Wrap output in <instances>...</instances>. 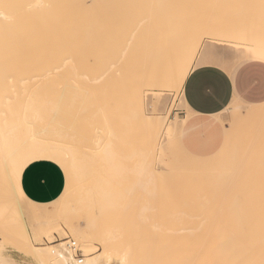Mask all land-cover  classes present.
<instances>
[{
  "label": "bare ground",
  "instance_id": "6f19581e",
  "mask_svg": "<svg viewBox=\"0 0 264 264\" xmlns=\"http://www.w3.org/2000/svg\"><path fill=\"white\" fill-rule=\"evenodd\" d=\"M168 1H169V5H168ZM176 1H179L178 3H182L184 0H175V1H173V0H160V2H159V0H0V171L1 172H5V173L6 172H10V173H12V172H16L17 173L18 172V173L22 174V172L24 171V169L27 166H29L33 162H36V161H39V160H48V161H51V162L57 164L62 169V171L64 172L66 179H68V177H72L73 174H76V173L80 174L83 171H84V173H88V171H90L89 173H92L94 171H92L91 169H97L98 167L108 168L109 170H117V169H120L121 167H124L125 165H127V164H125V165L122 164V162L124 160L127 161L128 164L131 161L132 165L135 162V164L133 166L139 167L140 171H141V168L145 167L146 166L145 164H148V163H145V162H148V161H145L144 159H142V158H145L147 153L143 157L141 155L142 158L140 157V159H138L136 161L128 159L129 157H131V155L128 157V154L130 153V154L133 155L134 151L132 152V150H135L134 148L137 145L136 144V142H137L136 140L139 138V136L143 135L142 133L146 132L147 130H148V132L145 133V139L144 140H146V138H147L148 142H146L147 141L146 140L144 143L142 142L143 143L142 145H144V147L146 146L145 149H143V151L145 150L146 152L148 151V153H150L149 151H151V149L153 147L154 148L156 147L154 145H157L154 142V140H156V142H157V135H160V133L158 132L160 128H158L157 123L155 121H153V119L156 116L155 117L153 116L154 117L153 119H149L148 117H151V116H148V115L143 114L142 112H140L139 108H141L140 107V103H141V95H142L140 91H142L144 89L150 91V90H153V87H155L156 85H157V88H159L160 86L162 87V85L164 84L163 86L166 87V88L169 87V89L173 88V90H174V88L175 89L177 88V90L175 91V92H177L178 89H180L179 87L180 86L182 87L181 84L183 83L185 76H187V75H185V74H187L186 70H187V72H189L190 63H192L191 61L194 59L193 56L195 57L194 54H196V51H192V53H194L192 55L191 50H193V49L197 50L196 47H198L200 45L199 43L201 42L202 37L200 39V42H199V40L196 41L198 43L197 44L195 42V40L199 36V34H195V36H191V37L190 36L183 37V35L179 36V40L180 41L183 38L184 39L187 38L186 40L188 41V43H187V41H186V43H179L178 42L179 48H178V51L176 52V54L177 53L178 54H177V56L175 55V58H174L175 60L173 59L174 60L173 62H172V60L170 61V57H169V59L168 58H164V59H168L169 64H171V62L173 63L172 67L169 69V72L163 74V73L160 72L161 70L160 71L158 70L159 72H157V70H155L156 71V73H155L154 70L152 71V69H151L152 67L150 66V64H149L150 67H147L146 66L147 64L145 65V63H144V65H141V66H146V69H145V71L143 73H141V75L139 77L138 75H139L140 72H138L137 65L139 63L142 64L141 62H144V60L142 61V59L145 58V56H146L145 55L142 58V56L144 55V52L146 51V50L142 49V47H143V46H141V45H143L142 40H144V42H145V39H147V38L149 39V37L153 36L156 33V31H155L154 34H153V32H151L152 35H150V36L148 35V37H146L142 33H140L141 35H143V37H145V38H143L140 34L136 33V31H138L137 29L139 27H141L142 25L146 26L145 30L147 29V26H148V28H149V26H151V27H159V33L157 32V35L154 36L153 38L152 37L151 38L153 39V41H154L155 38H157L156 39L157 42L161 41V42H164L166 44H169L170 38L168 37L169 35H167V33L169 34V31L168 32L166 31L168 28H172V29L174 28V30H175L176 27L177 28L179 27V28H181L183 30L185 27H189L188 25L192 24V22L195 21V22H193L194 24L192 25L194 27V29H195L196 26H194V25H200V24L202 25L205 22L204 20L202 21L200 19V17H202L201 15H203V13H205V12H203L204 10H202V7L200 8V6H203V8H205V10H206V13L208 14L209 11L207 12V8H206L208 5H209L208 8H213V9H215V12H217V9L219 11L222 7L224 8V5H226L227 3H230L231 0L228 1V2H226L227 0H223V1L219 0L220 1V5H222V7H219V1L218 0L217 1L214 0V2L211 3L212 5L209 4L210 0L209 1L208 0H204V1L203 0H199L200 2H198L199 4L197 3V5H196L195 1L193 2V0L192 1L189 0V1H187V3H186V0H185L184 2L186 4H185L184 8H183V6H181L182 9L181 8L180 9L183 11V10H185V8L187 10L191 8L190 9L191 13H192V10H193V13H194V10H196L194 15L193 14L190 15V13L189 14L182 13V11L179 8L178 9L181 12L176 10V6L180 7L179 5L183 4L182 3V4L178 5V3ZM190 1H191V3L188 4V2H190ZM237 1L239 2V0H237ZM242 1L240 2L241 4L237 3L236 0L231 1V2H236V4L231 3L230 5L233 4L234 8L231 7V6L229 8L233 9V10H237V8H241V9L244 8V12H246L247 10L245 9V6L247 7V6L251 5V3L249 2L250 0L248 1L249 3L247 2L249 5L246 3V0H242ZM223 2H226V3H223ZM159 3L161 4V6H160ZM164 3H165V5H163ZM242 3H244V5H242ZM187 4L188 5H190V4L193 5L194 4L193 7H195L196 9L195 8L192 9L191 5H190V8H189V6H187ZM217 4H218V6H217ZM238 4H240V6ZM172 5H175V6H172ZM252 5H253L252 7H254V4H252ZM260 5H261V3L259 4V6ZM204 6H206V7H204ZM215 6H216L217 9L215 8ZM256 6H258V2H257ZM256 6H255V8H256ZM167 7H169V10H166ZM227 7H228V5L225 6V11H223V12L219 11V12L220 13L226 12V14H224V15H227V13H228L227 11H229ZM199 8L201 9V11L203 13L199 10ZM223 8H222V10H224ZM248 8H251V7H248ZM257 8H256L255 11H251V12H253V13L255 12L256 13L258 11ZM156 9L157 10L160 9V10L157 11ZM170 10L176 11L175 12L176 14H177V12L178 13L180 12L181 15L180 14H179V16L176 15V16H178V17H176V16L173 15V11H172V13L169 14ZM190 10H188V12ZM250 10H252V8ZM156 11L158 12L159 15L156 14ZM197 11H200V12H197ZM210 11H212V9ZM215 12L213 10L214 14H215ZM238 12L239 11H236L235 13H233L234 15H232V16H231V14H230V16L222 15L224 17H228L229 19L228 18L225 19L223 17V19H220L217 24L216 23L215 24L209 23V25H207V27L206 26L204 27V28L207 29V30L204 29L205 31H207V34H208V35L206 34V36H210L209 38H211L212 40H216V41L217 40H222L223 41V39L234 38V39H236V42L247 43V45L249 47H251V49H253V52L258 53V54L264 53V44L263 43L259 44L258 41H257L256 35L258 36V34H256V32H258V31L255 32V30H254V32L252 31L253 33L252 32H250V33L247 32L246 24H247L248 21L246 22V19L244 20L243 17L241 18V15L244 14L242 11L241 12L243 14L242 13L238 14ZM261 12H262V10H261ZM213 13L210 12V15L209 14L208 15L211 16V14H213ZM248 13H250L249 10H248V12L246 14V15L249 16ZM255 13H254L253 16H255ZM257 13H259V12H257ZM262 13H264V12H262ZM195 14H198V16L200 15L199 18ZM219 14H217V15L220 16L221 14L220 15ZM192 15H193V17H192ZM195 18H197V20ZM211 18H212V16L210 17V19ZM249 18H250V16H249ZM205 19H206V17H205ZM252 19H254V18H252ZM255 19H256V17H255ZM263 19L261 18V20H263ZM191 20H192V22L190 23ZM209 20H206V22L207 21L209 22ZM217 20H218V17H217ZM256 20H260V19L258 18ZM211 21H213V20H211ZM250 21H252V20H250ZM260 21H257V23H259ZM206 22L204 23L205 25L208 24V22L207 23ZM214 22L215 21H213V23ZM145 26H143V27H145ZM202 26H204V25H202ZM151 27H150V29H152ZM162 27H163V30L165 29L164 31H160L161 30L160 28H162ZM196 28H199V27H196ZM145 30L143 32H145ZM153 30H155V29H153ZM156 30H157V28H156ZM180 30H179V32L181 34L182 32ZM198 30L199 29L194 30V31L198 32ZM202 30H203V27H202V29H200V31L202 32ZM148 31H151V30L148 29ZM176 31H177V29H176ZM184 31H185V29H184ZM187 31H189V30H187ZM190 31H191V29H190ZM200 31H199V33H200ZM205 31L202 32V33L205 34ZM250 31H251V29H250ZM141 32H142V30H141ZM260 32L261 31H259V34H260ZM136 34H138L139 37L142 38V40H140L141 38L139 39V37H137ZM184 36H185V34H184ZM176 37L178 38V36H175V38H172V39L176 40ZM261 38H263V37H261ZM137 39H139V40H137ZM152 39H150V41H152ZM194 42L198 46H195ZM149 43H151V42H149ZM154 43H156V42H154ZM145 44H144V46L147 47V45H145ZM161 44L163 45V43H161ZM158 45L160 46V44H158ZM174 46H176L175 48L177 50V45H173V51L175 49ZM149 47H151L150 44H149ZM156 47H157V45H156ZM148 49L149 48L147 47V51L149 52ZM153 49L154 50H152V51L156 52L155 51V45H154ZM164 49L166 50L167 48H164ZM154 52H152L153 55L157 56L158 53L155 54ZM161 54H162V52L160 53V55ZM165 54H166V52H165ZM170 54H173V53L171 52ZM147 56L150 57V61L148 60V62H150V63H152L151 61L155 62L153 60L154 58L153 57L151 58L149 53H148ZM149 57H146V59L149 58ZM167 57H168V55H167ZM137 58H139V59L137 60ZM140 58H142V59L140 60ZM172 58H173V56H172ZM162 59H163V57H162ZM164 59L162 60L163 63L165 62ZM156 60H158V58ZM161 62L159 61V63H161ZM155 63L158 64V61L155 62ZM163 63H161V64H163ZM161 66H163V65H161ZM161 66L160 67L158 66L159 67L158 68L157 65H156V67L158 69L162 68ZM169 66H171V65H168L167 69H168ZM139 69H140V67H139ZM58 77L61 80H58L59 79ZM84 87H85V89H86V87L88 89L90 87H94L95 91L96 90L101 91L102 94L104 96L105 95L106 96H105V99H104L105 101L104 102L102 101L100 103L108 104V105L99 106L100 104L98 105V103L95 102V103H97V105L99 107L98 111L102 114V110H103V113H105V114H102L104 118L102 117L101 119L97 118V117H100V115H98L99 113H97L95 115L96 111L95 112H91V113H94V115H91L90 112H89L90 114L88 113V110H90V108H92L91 106L88 105V107H90V108L89 109L87 108L88 109L87 113L90 115V119L88 118L89 115L86 112H84L87 115L88 122L90 123V121L97 116L96 117L97 118L96 121H100V120L102 121V120L106 119L105 122L107 121L106 124H108L109 126L106 125L107 128L106 127H105V129L102 128L101 132L99 130L100 136H99V138L97 140V143H94L92 141V142H90V145H88V143L87 142L85 143V140H83V144L85 143L86 146H81L80 145V142H82L81 139L82 138L86 139V137H90L91 136V134L90 135L86 134V131L90 129L89 126L91 127V125L87 122V124H89V126L86 127V125L84 123L85 127L87 128V130L85 128V131L83 129L81 130V129L78 128L80 131L77 132L76 129H75V131L77 132V136L75 135L77 137V140H76V142H74L75 144L73 145L72 141H73L74 138L73 139H69L65 135H62V132L64 131V127L62 128L60 126V125H64L65 124V121L67 119V115H66V113H64V118H66L65 120H63L64 122H61V123L59 122L60 123L59 124L57 121H55L56 115L54 114L53 110L56 107L54 108V104L53 103H56V102L60 103V102L59 101L55 102L53 100H57V99L60 100V98H59L60 96L58 95V93L56 95L55 94L56 92L60 93L62 90H66V89H68L70 91L72 88H74V89L76 88L77 90H82V89L84 90ZM37 89L39 91L41 90V92L45 91L44 92L45 94L42 92V94L44 96L43 95L40 96L39 92H37L38 91ZM90 89L93 90V88H90ZM154 89H156V88H154ZM68 90H67V92H68ZM73 90H71L70 92H74ZM32 91H33L34 94L32 93ZM34 91L37 92V93H35ZM52 91H53L52 94H54V97L56 96V99L51 98L49 96V95H51ZM46 92H48L50 94H48ZM77 92L78 93H76V94H79L80 91H77ZM87 92L90 95L91 92L90 91H87ZM85 93H86V90H85ZM92 93H94V91H92ZM25 94H28L31 97L34 96V98L32 97L33 100L37 99L36 97H38V95H39V97L41 99H39V97H38L36 102L40 103L41 100H42V101L45 102V103L43 102L44 104L42 103L43 106H45L47 103H48V105L45 108L40 107L42 104L41 105L40 104H36V102L33 101L31 97H29V96L27 97V95H25ZM81 94H83V93H80V95ZM95 94H97V92ZM95 94L90 95L91 97H94V99L93 98L91 99L89 97L90 101L93 100L92 101L93 104H95L94 100L97 101L98 99L100 100L101 98H103L102 94L101 95H99L100 93L98 94V96L100 98L98 96H94ZM51 96L53 97V95H51ZM57 96H58V98H57ZM85 96H88V95H84V97ZM64 97H65V95H64ZM73 97L74 96H72V98ZM79 97H81V96H79ZM79 97H77V98L75 97L74 99L79 101V99H78ZM96 97H98V99ZM153 97H154V94H153L152 98ZM48 98L50 100L53 99L52 100L53 102L50 101ZM66 98L64 100H66ZM39 100H40V102H38ZM83 100H84V98H83ZM31 101H33V102H31ZM67 103L69 104L70 102H68V100H67ZM109 103H115L116 106L120 105V103L125 105V106L124 105H120V107L117 106V108H119V110L116 108V106L114 107L115 108L114 110L115 111L117 110L118 112L117 111L116 112L121 117H117L118 114L115 111L111 112V111H113L112 105H110L112 110L110 109L111 111L108 112ZM51 104H53V105L51 106ZM79 104H81V103H79ZM128 104L130 106L132 105L131 108L132 107L135 108V110L133 109V111H135L134 112V117L136 118V116L139 114L137 119L138 120L140 119V121H143L144 128H143L142 132L139 131L140 128L136 129L137 127L135 126L136 125L135 122H140V121L136 120L135 122H133L132 119L129 118L133 114H131V116L129 115L128 117H125L127 115V113H126V115L122 113L124 115V117L121 115V112H124L127 109L126 105L128 107H130ZM102 106H103V108L105 106H107V107H105L106 108V110H105L106 112L104 111ZM62 107H63L62 109L60 108L62 110L61 113H58L60 111L57 112V109H56V112L58 113V115L60 114L59 117H63L62 116L63 112H68V110H69V112H71L69 114L67 113L69 116L71 115L72 117H76V114H77L76 112L79 109V106H78V109H77L76 105H75L74 108L71 107V109H67V107H65V105L62 106ZM100 107H101V109H100ZM68 108H70V106H68ZM131 108H130V110H131ZM155 108H157V107H155ZM74 109H77L76 112H75L76 114L72 111ZM92 109H94V108H92ZM123 109H124V111H122ZM48 110H50L52 113L48 114L49 113ZM153 112L155 113L154 110H153ZM73 113H74V115H73ZM80 113H82V111H80ZM110 113L113 114L112 115L113 118L110 116L111 115ZM115 113L117 114V116H115L116 122L119 120V119H116V118H121L120 120H122V117H123V121L121 122V124L123 123L122 125H124V128L119 126L120 129H122V131H125V132H122V135H120L121 134V130L118 127L114 128V124H111L113 122H110L112 119H114ZM259 113H260L258 115V116H260L259 118L263 119L264 118V108H262ZM135 114H137V115L135 116ZM155 114H153V115H155ZM86 115H85V119H86ZM261 115H262V117H261ZM91 116H94V118H92ZM78 117H80V114H79ZM82 117H84V116H82ZM109 117H111L112 119H109ZM128 118L130 119V122H128V120H129ZM87 119H86V121H87ZM56 120H58V119L56 118ZM67 120H69V119H67ZM78 120H80V118L77 119V121ZM115 120H113V121H114L115 125H117ZM120 120L118 122H120ZM124 121H127L128 123H130L129 124L130 128L128 126V123H126ZM175 121H177V120L175 119ZM71 122L73 123V121H71ZM131 122H133V123H131ZM256 122L257 121H255V123ZM93 123L96 124L97 122H93ZM124 123H126V124H124ZM258 123H256L257 126L255 124L256 127L254 125L253 126L255 128L260 129L258 126L259 125L261 126L262 123L261 124H258ZM94 124H92V126ZM140 124H141V122H140ZM143 124H142V127H143ZM145 124L147 126H149V129H147L148 127H145ZM174 124H175V122H174ZM65 125L64 126L66 128H68L67 125H70V124L67 123ZM81 125H83V124H81ZM58 126H60L61 128L60 127L58 128ZM76 126H77L76 124H73V127H76ZM108 127H109V129H108ZM131 127L134 128L133 131H132ZM61 129H63V131ZM114 129H116V130H114ZM130 129H131L132 134L133 133L135 134L137 131H138L137 132L138 134H136L135 136H134V134L132 135L131 132H129ZM174 129H175V127H174ZM258 129H256L254 132L255 133L259 132L260 133L261 129H260V131H257ZM72 130H73V128H72ZM90 130H92V129H90ZM126 130L128 131V133H126L127 132ZM135 130H137V131H135ZM71 131H70V133L66 132L65 134L68 133L70 135L69 137L74 136ZM111 131H112L113 134L115 132V134L113 135V137H115V138H113V139L111 138L112 137ZM119 131H120V133H119ZM95 133L96 132L94 130V134ZM74 134H75V132H74ZM128 134H130V136ZM85 135H87V136H85ZM127 135L129 137L128 140L130 139V141H129L130 143L127 140ZM253 135H255V134H253ZM258 135H260V134H258ZM96 136L97 135L95 134V137ZM132 136H133V138H132ZM136 136H138V138H136ZM119 137L122 138L124 142ZM131 138L133 139V141H132ZM70 140L72 142V145L70 143ZM117 140H119L118 144H116ZM120 140L122 141V143L125 144V146L127 148L124 146V144L123 145L119 144V142H121ZM125 140H127V141H125ZM91 143L92 144L94 143V145L91 146L92 145ZM132 143H134L136 145H134ZM148 143H149V145H148ZM129 144H132V145L130 146ZM116 145L118 146V148L120 147L121 150L117 149ZM121 146H123L127 150L122 148ZM130 147L131 148L133 147V148L130 150L129 149ZM147 147L148 148L152 147V148L150 150L149 149L146 150ZM139 148H140L139 145H137V148H136L137 153L139 152L138 150L142 151L141 150L142 148H140V149ZM244 148L246 149V147H244ZM122 149L127 151L128 154L125 153L127 156H123L122 155V153H123ZM245 149L242 152H244ZM118 150L121 151V154L118 153ZM155 152H156V150H155ZM137 153H135V156L138 155V154H145V152L144 153L139 152L138 154ZM119 154L121 156H123L124 159H123V157L121 158ZM150 154L147 155V156H149L147 159L145 158L146 160L149 159V163L151 161L152 162L154 161V159L152 158L154 156H152L151 157L152 160H150V156H151ZM244 156H247V155L245 154ZM133 158L136 159L135 157H133ZM242 158H245V157H242ZM245 159H244V161H245ZM131 162H130V166H131ZM239 162H240V160H239ZM243 163L244 162H242V166H243ZM153 164H152V166H153ZM259 164H262L260 166H262L261 169L264 170V168H263L264 167V163L261 162V160L255 161L254 164L250 165L253 168L256 166V169L254 170L255 172H257L256 174H254L253 171L251 172V170H253V169L251 167H249V168H251V170H250L251 173L250 174H252V175L249 174V176H248L249 172L247 173V169H249V168L248 167H247V169L245 168L246 170H245L244 174L247 173L245 175V176H247V178L243 179V185H244V182H246L244 187H243V185L240 186L238 184L235 185V183H233L234 180H235L234 178L236 176L232 177L234 180H233V182H231V183L234 184V188H233V186H231V187L228 186L229 188H231L229 191H230L231 196H233V198L230 197L229 194L228 195H229L230 198H232L231 201H232L233 204L231 203V201H229V199H228V201L230 203L229 202L228 203L233 205L234 214H235V210L238 209L236 212L238 213V211H239V214L241 213L239 215V217L242 218L243 217L242 215H244V218H242V221L245 219L243 221L245 223L243 231L246 232L247 235H251L252 238L256 234H259L258 235V237H259V236L262 235V233H264V223L263 224L262 223L259 224L261 221L264 222V216H262L263 218L261 220V215H264V194L262 193V194L259 195V193L262 192L261 191V187H260L261 185L259 186L260 188L258 187V185L260 184L259 182H261V181H262L261 183L264 186V181H263L264 180V172L263 171L261 172V173H263V175H262L260 173V171H261V169H260V171H259L260 175H257L258 171H256V170H257V166H259ZM239 165L241 166V163ZM149 166L151 167V165H149ZM149 166L147 167V169L150 168ZM232 166L233 165H231V168H232ZM234 167H233V169H234ZM127 168H129V167H127ZM130 168H132V167H130ZM237 168H238V164H237ZM235 169H236V167H235ZM128 170L129 169H127L126 173H128ZM143 170H144V168H143ZM124 171H125V169H124ZM132 171H134V168H133ZM137 171H139V170H137ZM231 171H235V170H231ZM239 171H241V168H240ZM112 173H110V174H112ZM70 174H72V175L69 176ZM142 174H144V173H142ZM151 174L149 175V173H148V175H149V180L148 181L149 182L151 180L150 178L152 177ZM226 174L227 173H225L224 176H226ZM236 174H237V172H236ZM253 174L255 176H253ZM104 175H105V173H104ZM139 175H141V172H140ZM242 175H243V173H242ZM125 176H127V175H125ZM136 176H138V175L136 174ZM153 176H154V174H153ZM221 176H219V177H221ZM10 177H12V176H10ZM80 177H81V175H80ZM109 178H111V177H109ZM112 178H114V177H112ZM112 178L109 179L110 183H111V181L114 183V180L117 177H115L113 180H112ZM7 179H10V178L7 177ZM11 179H13V177ZM15 179H17V178H14L12 181H14ZM128 179H130V177ZM132 179L133 178H131V180ZM134 179H135L134 180V182H135L136 178H134ZM142 179H141V181H143ZM147 179H148V176H147ZM211 179H213V178H211ZM228 179H229V177H228ZM117 180H119V179L117 178L116 181ZM125 180H126V178L124 179V181ZM224 180L222 182H224ZM230 180H232V179H230ZM236 180H239V179H236ZM236 180H235V182H236ZM12 181H11V183L13 184ZM255 181H258V182H255ZM198 182H199V179L197 178L196 181H193V182H190V183H193V185L195 184L196 186L200 187V184H197ZM203 182H204V180H203ZM222 182H220V183L222 184ZM225 182H226V180H225ZM14 183H15V181H14ZM105 183H109V181H107ZM113 183H111V184H113ZM236 183L240 184L241 182H236ZM255 183L257 184V188L260 189V190L259 189H255L256 191L257 190L260 191V192H258V194H256V191L255 192L253 191L254 188L256 187ZM17 184H19V183H17ZM111 184H110V186H111ZM125 184H126V181H125ZM143 184L145 185L146 183H143ZM113 185L115 187V184H113ZM133 185H135V184H133ZM193 185L191 184V186H193ZM217 185L218 184H216V186ZM224 185H225V183H224ZM251 185L253 186V188H252ZM254 185H255V187H254ZM14 186L18 189V191H19L18 195L21 197V199H23V202L25 203V205L27 207L35 205V203L31 202L30 200H28L23 195V193H22V191H21V189L19 187L20 185L18 186L16 184H14ZM105 186H108V184H106ZM155 186L156 185L154 184V187ZM191 186H190V188L193 189L194 186L193 187H191ZM213 186L215 187V184ZM222 186H223V184H222ZM114 187H112V188H114ZM129 187H131V190H133V187H135V186L131 185ZM146 187H147V185H146ZM209 187H210V185H209ZM101 188H103V187H101ZM106 188L107 187H105V189ZM196 188H198V187H196ZM196 188H195V190H196ZM217 188L219 189V187H217ZM217 188L216 189L213 188V189H215L214 190L215 192H216ZM151 189H155L154 192H156V188L152 187ZM200 189L199 190L197 189V190L200 192ZM203 189H204V191L207 192V188H203ZM225 189H227V188H225ZM13 190L11 189V192ZM111 190H113V189H111ZM131 190L130 191L128 190L129 194L132 193ZM231 190H233V191L231 192ZM67 191H68V189L65 188L64 192L61 193V196L64 195L65 192L67 193ZM90 191L92 192L91 188H90ZM214 191L212 192L213 195L216 194V193H214ZM229 191H228V193H229ZM14 192L15 191H13L12 194ZM105 192H106V190H105ZM128 192H127V195H128ZM154 192H152V195L154 194ZM206 192H204V193H206ZM208 192H210V189H209ZM219 192H220V190H219ZM223 192H225V191H223ZM223 192L222 193L220 192V193L222 194V196H225L223 194ZM106 193H108V192H106ZM220 193L218 194V192H217L218 196L220 195ZM199 194L200 193H198L197 197L199 196ZM106 196H107V194H106ZM154 196H156V195L154 194ZM201 196H200L199 199L202 200ZM218 196H215V197H217V200H220V199H218L219 198ZM197 197L196 198L193 197L195 200L194 199H192V200L196 201ZM215 197L213 196L212 198H215ZM229 197H227V198H229ZM58 198H56L55 200H53L52 202H49L47 204H37V205L42 206L41 208L49 207V208L55 209L54 212L59 213V215L56 218H54L52 216L53 212L52 213H48L49 211L45 212L46 214H49V216L46 217L45 219H43L42 221L39 220L38 215H29V213L27 214L28 218H30V219L33 218V219L36 220L34 226L36 225V227L39 228L42 233L45 230L49 229L47 231V234H48L51 231V229L54 228V227H55L56 231H58L60 234H62V232L65 231L66 233H64L63 235L64 236L69 235L70 237H72L74 239V246H76V242H84L85 240H87V235L89 233H93V231H91L92 228L86 229L85 224H83L80 221L79 218L76 219L75 216H72V217L70 216L69 210H68L66 215L62 214V212H63L62 210L65 209V211H66V206L62 207L59 203H57L58 202L57 201ZM115 198H116V196H115ZM154 198H153V202L156 199V198L155 199ZM4 199H5V194L0 192V201H3ZM183 200H185V198ZM186 200H187V198H186ZM205 200L207 202L214 201V199L210 200V201H209V199H205ZM217 200H216V202L218 204ZM194 201H191V203H193ZM202 202H204V200H202ZM221 202L222 201L220 200L219 203H221ZM226 203L227 202L225 201V203H223L222 205H224V206L229 205V204H226ZM199 204H200V202H199ZM203 204H205V203H203ZM217 204L216 205L213 204V206L215 205L216 207H218L219 205H217ZM200 205H198V206L201 208L202 206H200ZM222 205L220 204V206H222ZM193 206H196V205H193ZM231 206L229 207V209H231V210L228 209L229 212H231L232 209H233V208H231ZM124 207H125V205H124ZM137 207H138V205H137ZM203 207L206 208V205L203 206ZM203 207L200 209V211L203 209ZM209 207L213 208L212 205L210 206V203H209L208 208ZM227 207L228 206H226L225 208L227 209ZM190 208H192V207H190ZM208 208H207V210H209ZM131 209L127 210V212L129 213V211H131ZM141 209H143V208H141ZM220 209H218V211ZM120 210H122V209L120 208ZM143 210H142V212H143ZM204 210H206V209H204ZM222 210H223V208H222ZM150 211H151V209H150ZM214 211H216V210H214ZM220 212H223V211L220 210ZM184 213L186 214V211ZM216 213H214V215H216ZM237 213H236V216H237ZM61 214H62V216H61ZM136 214H138V213H136ZM197 214H199V213H197ZM256 214H259L260 217H258ZM19 215H20V213H19ZM125 215H126V213H125ZM199 215H197L198 218H199ZM219 215H218V217H219ZM253 215L254 216L256 215L257 217L255 218ZM155 216H156V214L154 215V217ZM178 216L179 215H177V217ZM182 216H183V213H182ZM209 216H211V215H209V213H208V217ZM249 216L251 218H249ZM144 217H145V215H144ZM175 217H176V215H175ZM187 217L189 218L191 216L187 215ZM187 217H185V218H187ZM208 217H206V219L209 220L210 218H208ZM215 218H217V216ZM215 218L214 219H210V220H212L211 221L212 223H213V220L215 221V223H217V219H220V218H217L215 220ZM225 218H227V216ZM246 218L247 219L249 218L248 221H247ZM57 219H60L59 221L61 222V224H57V222H58V221H56ZM193 219L194 218H192V220H190V219H186V220L191 221L192 223L190 222L189 224L194 226L193 225ZM200 219H201V217H200ZM252 219H254V220H252ZM127 220H128V217H127ZM196 220H198V219H196ZM196 220H194V221L196 222ZM250 220L252 221V224L250 223L251 222ZM245 221L248 222L247 223L248 225H249V223L251 225H253L254 229L251 228L252 227L251 225H250V227L247 228L248 225L246 224ZM253 221L257 222L256 224L258 225V227H257V225L255 226V224H253ZM201 222H203V221H201ZM201 222H200L201 225L205 224V222L203 224ZM218 222L220 223V221H218ZM221 222H222V223H220L221 227L217 226V228H219L218 230L219 231L221 230L222 232L223 231L227 232V231L222 229V228H224L222 226V224H225V227H226V223H223L222 219H221ZM124 223H125V221H124ZM144 223H145V221H144ZM155 224H158V223L156 222ZM188 225L187 226L185 225V227H187V228L191 227L190 225L189 226ZM199 225H198V227H199ZM201 225H200V227H202ZM205 225H204V227H205ZM208 225H210V221H208ZM216 225H218V223ZM227 225H229V223ZM25 226H26V224L23 223V226L21 227V229H19V233H17V239L16 238L12 239V237L9 234L10 233L9 229L5 228L7 230L4 229V231L0 234V239L2 240L0 242L1 243V245H0L1 249H2V246L4 244L5 245H9V244H13L14 243L16 245L14 247H17V245L19 247V245L21 244L20 240H21V237H22V234H23V229L25 228ZM213 226H215V225H213ZM206 227H208V226H206ZM212 227L211 228L208 227V228L213 233L215 230H213ZM156 228L157 227H155L154 229H156ZM187 228H185V229H187ZM226 228H228V227H226ZM185 229L183 228V230H185ZM205 229H207V228H205ZM158 231H160V228L158 229ZM198 231L199 230L197 228L194 230L195 233L196 232L199 233L202 230H200L199 232ZM211 231H210V234H211ZM239 231H241V229ZM251 231L253 233H251ZM194 232L192 230L187 232V233H189V237H187V238H190L192 236L190 234H193ZM206 232L207 231L204 232V235H205ZM228 232H230V230ZM233 232H235V231H233ZM155 233H154V235H155ZM176 233L177 232H175V234ZM208 234H209V232H208ZM208 234H206V235H208ZM219 234H220V232H219ZM233 234H235L234 235L235 237L233 236ZM236 234L237 233H232V237L236 238ZM111 235H110V238H111ZM209 235H208V238H207L206 241H209ZM221 235L224 236V234H221ZM242 235H243V233L241 234L240 237H242V239H243ZM245 236H244V238H246ZM35 237H36V235H35ZM35 237H34V242L30 241V240L27 241V242H22V246L25 243L26 248L33 253L34 258L37 261L40 260L41 262H44L46 264H49V263L50 264H100V262L102 260V259L100 260V258H101L100 256L101 255L102 256L105 255L104 257L106 259H108V263L110 261L109 260L110 256H112V258H113V254L111 255L110 251H107L106 248L105 249L103 248L104 250L102 251L101 254L88 256V257H85V258L77 261L76 259L74 260V257L72 255L71 251L67 247L68 243H69L68 240L65 241V242L62 241L59 244V247L51 246L49 244H48L49 246H46V245L43 246L42 244L39 243L40 242V240H39L40 238L39 237L35 238ZM175 237L172 240H174ZM192 237H194V236H192ZM228 237H230V236H228ZM228 237H227V239H229ZM262 237L264 238V236H261L258 239V240H260V243L262 242V240H261V239H263ZM48 238H50V237H48ZM64 238H65L64 240L67 239V237H64ZM224 238H225L224 240H226V236ZM11 240H14L13 243L11 242ZM131 240H134V238L131 239ZM230 241H231V238H230ZM169 242L171 243V241H169ZM222 242L224 243L225 241L222 240ZM263 242H264V240H263ZM217 243L221 244L219 241H216V244ZM262 243L260 244V247L262 245L264 246V244H262ZM99 244L101 245L100 242H99ZM105 244H106V242H105ZM219 244H217V245L219 246ZM200 245H202V244H200ZM204 245L201 246V248L200 247H198V248L202 249V248L205 247ZM217 245H215L213 247V249L216 248ZM255 245L257 246V244H255ZM9 246H11V245H9ZM108 246H109V244H108ZM12 247H13V245H12ZM104 247H106V246L104 245ZM133 247L136 248L135 243H134ZM175 247H177V246H175ZM188 247H190V246L188 245ZM262 247H261V249H262ZM168 248H170V247L168 246ZM84 249H86V248H83V250ZM192 249L194 250V247ZM263 250H264V248H263ZM194 252L195 251H193L192 253H194ZM197 252H199V251H197ZM252 252L253 251H251L250 254ZM126 253L127 252L120 253V255H119V264H124L126 262L125 261L126 260V258H125V254ZM254 253H255V251H254ZM115 254H116V252H115ZM246 254H247V252H246ZM260 254H261V257L264 256V255H262L261 250L259 251V255ZM85 255H86V253H85ZM190 255H191V253H190ZM190 255H189V257H187L188 259H190L189 260V264H192L193 260L197 259V257L199 258V255L196 258L192 257V256H195V255H193V254L191 256ZM243 256H245V254ZM249 256H252V255H249ZM256 256H258V255L256 254ZM261 257L260 258L258 257V258H259V260L262 261ZM112 258H110V259H112ZM106 259H104V260H106ZM191 259H193V260L191 261ZM240 260H239V262H240ZM259 260H257V261L261 262ZM195 261L196 260H194V263H195ZM257 261H255V263H254L253 260H252V262L254 264H256ZM190 262H192V263H190ZM236 262H238V260ZM252 262H250V263H252ZM204 263H205V261H204ZM211 263H212V260H211L210 264ZM213 263H214V261H213ZM0 264H13V263H11L8 260H0ZM261 264H262V262H261Z\"/></svg>",
  "mask_w": 264,
  "mask_h": 264
},
{
  "label": "rangeland",
  "instance_id": "374dc122",
  "mask_svg": "<svg viewBox=\"0 0 264 264\" xmlns=\"http://www.w3.org/2000/svg\"><path fill=\"white\" fill-rule=\"evenodd\" d=\"M173 1H175V0H173ZM184 1L182 2L183 4L182 3H178L179 1H176L178 3V5L182 4V5H179L180 7L176 6V10L180 11L182 9L181 6H183V8H184L185 4L189 0H186V3ZM191 1L188 2V4L191 3ZM194 1H195L196 5H197L198 2H200L199 0H193V2ZM210 1H209V4L214 2V0H212L211 2ZM228 1H230V0H227L226 2H228ZM231 1H233V0H231ZM231 1H230V3L226 4V5H228L227 8L229 10V11H227L229 13V14L227 13V15H224V14H226V12H224V13H220L219 12V11H221V12L225 11V6H226V5H224V8H223L222 5H220V1H219V7H222L224 10H222V8H221L218 11V9L215 6V8L217 9V12H215V9L208 8L209 5L207 7L204 6V7L207 8V12L209 11V13H208L209 15H210V12L213 13V10H214L215 14L214 13L211 14V16H212L211 19H210L211 16H209L206 13L205 8H203V6L199 5L200 8L202 7V10H204L203 12L206 13V14L203 13L201 11V9L199 8V10L203 13V15H201L202 17H200V19L202 21L204 20L205 22H206V20L210 19L209 22L207 21L208 24L205 25L204 24L205 22L203 23L201 21L203 23L202 25H204V26H202L201 24H200L201 26L200 25H194L196 27H199V28L195 27V29H194V27L192 25L194 24L193 22H195V21L192 22V20H191L190 23L192 22V24H189L188 25L189 27H185L184 28L185 31H184V29L182 30L181 28H179V27L177 28L176 26H175L176 27L175 30H174V28L173 29L172 28H168L166 31L167 32L169 31V34L167 33V35H169L168 37L170 38L169 44H166V43L161 42V41H159L160 42L159 43L156 40L157 38H155L154 41H153L152 38L157 35V32L159 33V27H151V26H149V28H148V26H147V29L145 30L146 26L142 25L141 27H139L137 29L138 31H136V33H138V34L142 33L146 37H148V35L149 36L152 35L151 32H153V34H154L155 31H156V33L153 36H151L152 38L149 37V39L148 38L145 39V42H144V40H142L141 37H139L138 34H136V36L139 37V39L141 38L140 40H142V43H143V45H141V46H143L142 49L146 50L144 52V55L143 56L141 55L142 58L146 55L145 58H143V59L140 58V60L142 59V61L144 60V62H141L142 64H140L137 61L139 64L138 65L136 64L137 68H138V72H140L139 75H138L139 77H140L141 73H143L145 71L146 66L147 67L151 66L152 67L151 68L152 71L154 70L155 73H156L155 70H157V72H159L161 70L160 72L163 73V74L169 72V69L172 67V64H173L172 62L175 60L174 59L175 55L177 56V54H178V53L176 54V52L178 51V48H179L178 42L179 43H186V41H187L186 40L187 38H185V39L183 38L180 41L179 40V36L183 35V37H187V36L191 37V36H195V34H199L200 37L198 36L196 38L195 42L198 41V40L200 42L201 37H202V39H201V42L199 43L200 44L199 46L196 45L197 42L196 43L194 42L195 46H198V47H196L197 50H194V49L191 50V53H192V51H196V54L192 53V55L194 54L195 57L193 56L194 59L191 61L192 63H190L189 72H187V70H186L187 74H185V75H187V76H185L184 81L181 84L182 87L181 86L179 87L180 89H178V91H177L178 93L175 92L177 90V88L176 89L174 88V90H173V88L169 89V87H167V88L164 87L163 86L164 84L162 85V87L160 86L159 88H157V85H156L155 87H153V90H150V91L144 89L145 87L143 88L144 90L140 91L141 94H142V95L140 94L141 95L140 107L142 108V109L139 108L140 112H142L143 114H146L148 116H151V117H148L149 119H153L156 116L153 119V121H155L157 123L158 128H160L159 131H158L160 133V135H157V142H156V140H154V142L157 144V145H154V146H156L155 147L156 149L154 147H153L154 149L151 147L154 150L153 151L151 148L147 147L146 150H148V149L150 150L151 149V151H149L151 154L148 153V151L147 152L145 150L143 151V149H145L146 146L144 147V145H142V144L147 140V138H146V140H144V139H145V133L148 132V130L146 132L142 133L143 135H141V136H139L140 135L139 134L138 135L139 138H138V136H136V138H138L136 140L137 141L136 144L139 145L140 148H142L141 149L142 151H140V150H138V151L141 152V153L145 152V154H138L139 152L137 153V151H136L137 145L134 144V143H132V144L136 145V147L134 148L135 150H132V152L134 151L133 155L130 154V153L128 154L127 151H126L127 147L125 146L124 143H122L123 139L119 137L120 139H122V141L120 140L121 142H119V144L120 145L124 144V146L126 147V148H124L123 146H121L122 148L126 149V150L122 149V151H123L122 155L123 156H127L126 154H128V157H129L131 155V157H129L128 159L136 161V160L140 159L141 155L143 157L144 155H146V153H147V155L150 154L151 155L150 156V160H152V158L154 159L153 162L152 161L150 162L151 164L149 163V159L146 160L149 156L146 155L145 156L146 159L142 158V157L141 158L144 159L145 161H148V162H145V163H148L149 165H151V167L153 169L148 164H145L146 166L142 167L141 171H140L139 167L133 166L135 164V162L132 165V162L130 161L131 162V166H130V162L128 161L129 162V164H128L127 161L124 160L123 161L124 163L122 162V164L123 165L127 164V165H125L124 167H121L123 170L121 168L117 169L118 170L117 171V170H109L108 168L98 167L97 169H91L92 171H94L92 173H89L90 171H88V173H84V171H83L82 173L84 175L82 173H80V174L76 173V174H73V175L70 174L69 176L72 175V177L75 180L72 177H68V179H66L64 189L67 188L68 191H67V193L65 192V194L62 195V196L60 194V197L57 199V201H58L57 203H59L62 207L66 206V211H65V209L62 210L63 211L62 214L66 215L68 210H69V214H70L71 217L75 216L76 219L79 218L80 221L83 224H85L86 229L92 228L91 231H93V233H89L87 235V240H85L84 242H76V246H75L76 247V252L72 251L71 248H70L71 244L74 243V239L72 237H70L69 235L64 236L63 234L66 233L65 231L62 232V234H60L58 231H56V229L54 227V228L51 229V231L48 234H47V231L49 229L45 230L42 233L40 231V229L36 227V225L34 226L36 220L33 219V218H31V219L28 218L27 214L29 213V215H38L39 220L42 221L43 219H45L46 217L49 216V214L45 213L46 211H49L48 213H52L53 212L52 216L54 218H56L59 215V213L54 212L55 209H53V208H49V207L41 208L42 206L37 205V204L27 207L25 205V203L23 202V199H21V197L18 195V193H19L18 189L14 186V184H16L18 186L20 185L21 173H18V172L17 173L16 172H12V173L6 172L5 173V172H1L0 171V192L5 194V199L3 201H0V234L4 231L5 228H7L10 231L9 234L12 237V239H14V238L17 239V233H19V229H21V227L23 226V223H24V224H26V226L23 229V234H22V237H21V240H20L21 241V244H20L21 246H22V242H27L29 240L34 242L35 235H36L35 238H37V237L40 238L39 239L40 240L39 243L42 244L43 246L51 245V246L59 247V244L62 241L65 242V241L68 240L69 243H68L67 247L71 251V253H72L73 257H74V260L77 259V258H75V254H77L78 259H83V258L88 257V256L101 254L102 251L106 248L107 251L111 252L110 253L111 255L113 254V258H112V256H110V258H112V259L109 258L110 261L108 263V259H106L104 257L105 255L104 256L101 255L100 256L101 257L100 260L101 259L102 260H101L100 264H105V263L106 264L107 263L108 264H119V255L122 252H127L125 254V258H126L125 261L126 262L124 264H189V260L190 259H188L187 257H189L190 253H191V255L192 254L195 255L197 253L195 256H192V257H195V258L199 255V258L198 257H197V259L193 258L194 260H196L195 263H194V260L191 259V261L193 260L194 264H210L211 260H212V263L214 261L213 264H235V263L236 264H254L255 261L259 260V258L261 257V254L259 255V251L260 250L262 252V255H264V253H263L264 252V250H263L264 246L263 245H262L263 247L261 246L262 249L260 247V244L263 242L264 238L263 237H262L263 239L260 238L262 240L261 243H260V240H258L259 237L264 236L263 235L264 233H262V235L259 236V237H258L259 234H256L254 236L255 238L254 237L252 238L251 235H247V233L243 231L244 230V224H245L243 221L245 219L242 221V218H244V215H242L243 216L242 218L239 217V215L241 213L239 214V211H238V213L236 212L238 209L235 210V214H234V208H233V205H232L233 203L231 201L233 196H231L230 191H229L231 189L229 187L233 186V188H234V184L233 183H235V185L236 184H238L240 186L243 185V179L247 178V176H245V175L248 172H249L248 176H249V174L252 171L254 172V174L257 173V172L254 171L256 169V166L254 165L255 167L253 168L250 165L254 164L255 161H259V160H261V162L264 163V118L260 119L259 118L260 116H258L260 114L259 113L260 110L262 108H264L263 107L264 106V53H261V54L255 53V52H253V49H251V47H249L247 45V43L236 42V39H234V38L223 39V41L222 40H217V41L216 40H212L211 38H209L210 36H206L207 31L204 30V29H206L204 27L205 26L207 27V25H209V23H211V24H215L216 23L217 24L220 19H223L224 16H230V14L232 16V15H234L233 13H235L236 11H239L238 14H241L242 12L244 13V14L242 13L243 15H241V18L243 17L244 20L246 19V22L248 21L247 24H246L247 32H249V33L252 32V31L254 32V30H255V32L258 31V32H256V34H258V36H259L258 37L256 35L257 41H258L259 44H262V43L264 44V21H263L264 20L263 19L264 18L263 17L264 13H262V12H264V0H256V1L255 0H250V1L246 0V3L248 1L251 3V5H249L248 4L249 2H248L247 4L249 6H247V7L245 6V9L247 10V11L245 10L246 12H244V8L243 9L237 8V10H233V9L229 8L230 6L233 7V4H236V2L240 3L242 0H239V2L237 0H236V2H231ZM159 2H160V0H159ZM226 2H223V3H226ZM257 2H258V6H256ZM231 3H233V4L230 5ZM244 3H242V5H244ZM260 3H261V5L259 6ZM188 4H187V6H189V8H190L191 4L190 5H188ZM240 4H238V5L240 6ZM252 4H254V7H252L253 6ZM163 5H165V3ZM168 5H169V1H168ZM193 5H191L192 9L195 8V7H193ZM160 6H161V4H160ZM172 6H175V5H172ZM217 6H218V4H217ZM255 6H256V8L258 7L257 8V10H258L257 12H259V13H257V12L255 13L254 12L255 16H253L254 13L251 12V11H255L256 10ZM248 7H251L252 10H250L251 8H248ZM178 8L179 9L181 8V9L179 10ZM190 9H188V10H190ZM211 9H212V11H210ZM159 10H157V11H159ZM166 10H169V7H167ZM188 10L185 8V10H183V11L181 10V11H182V13H187V14L190 13V15L191 14L194 15V13L196 12V10H194V13H193V10H192V13H191V10L189 12H188ZM248 10L250 12V13H248L250 18H249L248 15H246ZM261 10H262V12H261ZM157 11H156V14H158ZM170 11H169V14L172 13L173 10H170ZM200 11H197V12H200ZM175 12L176 11H173V15L174 16H176V15L179 16V14L181 15L180 12L179 13L177 12V14ZM217 14H219L220 16H218ZM193 15H192V17H193ZM195 15L198 18L200 16V15L198 16V14H195ZM222 15H224V16H222ZM178 16H176V17H178ZM205 17H206V19H205ZM217 17H218V20H217ZM255 17H256V19L259 18L261 20V18H262L263 20H261V21L260 20H256ZM224 18L226 19L228 17H224ZM252 18H254L255 20L252 19ZM195 19L197 20V18H195ZM211 20H213L215 22L213 23V21H211ZM250 20H252V21H250ZM257 21H260L259 22L260 24L257 23ZM143 26H145V27H143ZM150 27L152 29H150ZM202 27H203L202 32L205 31V34L200 31V29H202ZM156 28H157V30H156ZM148 29L151 30V31H148ZM153 29H155V30H153ZM160 29H161L160 31H164L165 30V29L163 30V27L160 28ZM176 29H177V31H176ZM190 29H191L192 32L190 31ZM197 29H199L198 32L194 31V30H197ZM250 29H251V31H250ZM141 30H142V32H141ZM144 30H145V32L147 34L145 32H143ZM179 30L183 34L182 33L180 34ZM187 30H189V31H187ZM199 31H200L201 34L199 33ZM259 31H261L260 34H259ZM184 34H185V36H184ZM143 35H141V36L143 37ZM175 36H178V38L176 37V40L174 39L176 42L172 39V38H175ZM261 37H263V38H261ZM143 38H145V37H143ZM139 39H137V40H139ZM150 39H152L153 42L150 41ZM149 42H151V43H149ZM154 42H156V43H154ZM148 43L150 44L151 47H149ZM161 43H163V45ZM187 43H188V41H187ZM144 44L147 45V47L149 48L148 49L149 52L147 51V47H145ZM158 44H160V46ZM154 45H155V51L156 52L152 51V50H154L153 49ZM156 45H157V47H156ZM173 45H177V50L175 48L176 46H174L175 49L173 51ZM164 48H167V49L165 50ZM152 52H154L155 54L158 53L159 55L158 54H157V56L153 55ZM161 52H162V54L160 55ZM165 52H166V54H165ZM171 52L173 54H170ZM148 53L150 54L151 58L152 57L154 58L153 60L155 62L158 61V64L153 62V61H151L153 64L148 62V60L150 61V57L147 56ZM167 55H168V57H167ZM172 56H173V58H172ZM146 57H149V58L146 59ZM162 57H163V59L164 58H168L169 59V57H170V61L172 60L171 64H169L168 59H164L165 62L163 63ZM155 58L156 59L158 58V60H156ZM138 59L139 58H137V60ZM159 61L160 62L162 61L161 63H163V64L159 63ZM144 63H145V65L146 64L147 65L146 66H141V65H144ZM149 64H150V66H149ZM160 64L163 65L164 67L161 66ZM167 64L171 65V66L168 67V69H167V66H168ZM206 64H213V65L220 66V67H222L223 69H225L228 72V74L231 76L232 80L234 81L236 96H235V94L232 96V99H231L230 103L228 104L226 110L219 116V121H220L221 126L223 128L222 130H223V136H224V137L222 136L223 139H222L221 146L219 147V149L214 154H212V155L205 154L204 156L198 158V157H195L192 153H190L187 150H185L183 148L181 142H180L181 130H182L183 126L186 124L187 118L190 117V114L188 112L189 108H188L187 104L185 103V101L183 99V96H182V89H183L184 82L187 79V77H188L189 73L191 72V70L196 68V67H199V66H202V65H206ZM156 65H157V67L161 66L162 68L158 69L159 67L157 68ZM139 67H140V69H139ZM58 80H61V79L59 78ZM90 88H93V90H91ZM90 88L88 89L86 87V89H85V87H84V90L83 89L82 90H77L76 88H75L76 89L75 90L74 88H72L71 90L74 89L73 90L74 92H70L71 90L69 91L68 89H66V90H62L60 93L56 92L54 90L56 92L55 94L57 95V93H58V95L60 96L59 97L60 100L59 99H57V100H53L52 99L55 102L56 101L60 102V103H58V102L53 103L54 104V108L56 107L53 110L54 114L56 115L55 121H57L58 123L59 122L60 123L64 122L63 120L66 119V118H64V113H66L67 119H69V120L66 119L65 124L69 123L71 126L67 125L68 128H66L65 127L66 125L64 123L63 124L65 126L64 125H60V126L62 128L64 127V131H63V129H61L63 131L62 135H65L69 139H73L74 138L73 141H72L73 145L75 144L74 142H76V140H77L76 136H77V132L80 131L79 129H81V130L83 129L85 131V128L87 126H89V124L91 125V127L89 126V128L92 129V130H90L89 128H88L89 130H87V128H86V130H87L86 134L87 135L91 134V136L90 137H86V139L82 138L81 139L82 142H80L81 146H86L85 145L86 142L88 143V145H90V142H92V141L94 143H97V140H98V138L100 136L99 130L101 132L102 128L105 129V127L107 128L106 125H108V124H106L107 121L105 122L106 119L102 120V121L101 120L100 121H96L97 118L101 119L103 117L102 114H105V113H103V110H102V114L98 111V109H99L98 105L99 104H100L99 106L108 105V104H105V103L104 104L100 103L102 101L103 102L105 101L104 99H105L106 95L104 96L102 94V92L99 91V90L95 91L94 87H90ZM154 88H156V89H154ZM67 90H68V92H67ZM85 90H86L87 94L85 93ZM77 91H80L79 94H76V93H78ZM87 91H90L91 93H92V91H94V93H92V94H95L97 92V94H95L94 96H98L99 93H100L99 95L102 94L103 98H101L99 100L98 99L99 96H98V97H96L98 100L97 99H96L97 101L94 100V103L97 102L98 105H97V103H95L96 105L93 104L92 103L93 100L90 101L89 97L91 99L92 98L94 99V97H91L90 95H92V94L90 93V95H89ZM37 92H39L40 96L43 95L42 94L43 91L41 92V90L40 91L38 90ZM37 92H35V93H37ZM32 93H33V91H32ZM46 93H48V92H46ZM52 93H53V91L51 92V95H53V97L51 95H49V96L51 98L56 99V96L54 97V94H52ZM80 93H83V94L80 95ZM48 94H50V93H48ZM153 94H154V97L152 98ZM25 95H27V97L28 96L31 97L28 94H25ZM64 95H65V97H64ZM78 95L81 96V97H79ZM84 95H88V96H85L86 97L85 98ZM72 96H74V97L72 98ZM32 97L34 98V96H32ZM38 97H39V95H38ZM38 97H36V98L38 99ZM75 97L76 98L79 97L78 98L79 101L75 100L74 99ZM33 98H32V100H33ZM57 98H58V96H57ZM65 98H66V100H64ZM83 98H84V100H83ZM37 99H35L33 101L36 102ZM39 99H41V98L39 97ZM52 100H50V101H52ZM67 100L71 104L70 103L68 104ZM33 101H31V102H33ZM71 101L72 102L74 101L73 102L74 104ZM38 102H40V100ZM43 102L44 101L41 100L40 103L36 102V104H40L41 105ZM79 103H81V104H79ZM43 104L40 107L45 108L48 105V103L45 106H43ZM53 104H51V106ZM63 104L65 105V107H67V109H71V107L74 108L75 105L77 106V109H78V106H79L78 110L77 109H74L75 111L72 110L74 113L77 110V112H76L77 114L75 113L76 117H72L71 115L69 116L68 114L71 113V112H69V110H68V112H63V115L61 114L63 117H59L60 114L58 115V113H61V111H62L61 109L63 108L62 106H64ZM88 105L91 106L92 108H94L95 110L90 108V107H88ZM110 105H112L113 111H111L112 109H111ZM120 105H124V104L120 103ZM120 105H117V106L120 107ZM68 106H70V108H68ZM115 106H116L115 103H109L108 112L109 111L114 112L115 111L114 110ZM117 106H116V108H117ZM131 106L128 107L126 105L127 109L129 108L128 110L130 112L127 109L125 111L123 109L122 111H124V112H121V115L124 117L123 114L126 115V113H127V115L125 117H128L129 115L131 116V114H133L132 115L133 117L131 116L132 118L131 117H129V118L132 119L133 122H135L136 120H138L137 118L139 116V114H138L139 112L137 113L138 115L135 114V116L137 115L136 118H135L134 117V112L135 111H133V109L135 110V108H133V107L131 108ZM105 107H107V106H105ZM105 107L103 108V106H102L104 111L106 110ZM155 107H157V108H155ZM87 108L88 109L90 108V110H88ZM130 108H131V110H130ZM56 109H57V112L58 111H60V112L57 113ZM100 109H101V107H100ZM117 109L119 110V108H117ZM87 110H88V113L96 111L95 115L97 113H99L98 115H100V117L96 116L97 118L96 117L94 118V116H91L94 119L91 118L92 120L89 123L88 119H87V115H86ZM153 110L155 111L156 114L153 112ZM80 111H82V113H80ZM48 112H49L48 114L52 113L50 110H48ZM84 112H86V113H84ZM74 113H73V115H74ZM116 113L114 115V119H112L113 118L112 117L113 114L110 113L111 114L110 116L112 118L109 117V119H112L110 122H113L111 124H114V128H116V127H118L119 129H120V127L124 128V125H122L123 123L121 124V122L123 121V117H122V120H120L121 118H116V119L120 120V122H118L119 120L116 122L115 116H117V114H118V113L117 114ZM79 114H80V117H78ZM153 114H155V115H153ZM85 115H86L87 121L85 119ZM91 115H94V113H91ZM82 116H84V117H82ZM117 117H121V116L118 114ZM261 117H262V115H261ZM56 118L59 121L56 120ZM76 118L77 119L80 118V120L77 121ZM88 118L90 119V115L88 116ZM130 119L128 120V122H130ZM175 119L177 121H175ZM113 120H115L117 125H115ZM71 121H73V123ZM138 121H140V119ZM255 121H257L256 123L259 122L258 124L262 123L261 126L260 125L258 126L261 129V131H260V129L255 128L257 126ZM87 122L89 124H87ZM93 122H97V123L94 124ZM124 122L128 123L127 121H124ZM133 122H131V123H133ZM140 122H141V124H140ZM140 122H135L136 123L135 126L137 127L136 129L140 128L139 131L142 132L143 128H144V124H143V121H140ZM174 122H175V124H174ZM84 123H85L86 127H85ZM91 123L94 124V125L92 126ZM126 123H124V124H126ZM73 124H76L77 126L73 127ZM81 124H83V125H81ZM129 124L130 123H128V126L130 128ZM142 124H143V127H142ZM255 124H256V126H255ZM60 126H58V128ZM145 127H148L147 129H149V126H147L146 124H145ZM174 127H175V129H174ZM72 128H73V130H72ZM75 129H76L77 132L75 131ZM108 129H109V127H108ZM131 129H132V131L134 130V128H132V127H131ZM131 129H130L129 132H131ZM256 129H258L257 131H260V133L259 132L255 133L254 131ZM94 130L96 132L95 134L97 135L96 137H95V134H94ZM114 130H116V129H114ZM120 130H121V134L120 135H122V132H125V131H122V129H120ZM65 131L69 132V133L71 131L72 134L74 136L75 135L76 136L75 137L71 136L72 137L71 138V137H69L70 135L68 133H67L68 135L65 134L66 133ZM135 131H137V130H135ZM74 132H75V134H74ZM137 132L135 134L133 133L134 136L136 134H138ZM111 133H112V131H111ZM119 133H120V131H119ZM126 133H128V131ZM114 134H115V132H114ZM114 134L112 133V137H111L112 139L115 138V137H113ZM131 134H132V132H131ZM253 134H255V135H253ZM258 134H260V135H258ZM87 135H85V136H87ZM128 135L130 136V134H128ZM128 135H127V140L129 138ZM132 138H133V136H132ZM83 140H85L84 144H83ZM127 140H125V141H127ZM118 141L119 140H117L116 144H118ZM129 141H130V139L128 140V142ZM132 141H133V139H132ZM72 142L70 140L71 145H72ZM146 142H148V140ZM94 143L93 144L91 143L92 144L91 146H93ZM132 144H129V145L131 146ZM148 145H149V143H148ZM244 147H246V149ZM132 148L130 147L129 149L131 150ZM243 148L245 149L244 152H242L244 150ZM117 149L121 150V148L120 147L118 148V146H117ZM120 150H118V153L121 154ZM155 150H156V152H155ZM135 153H137L138 155L135 156ZM245 154L247 156H244ZM240 155L242 157H245V158L247 157V158L246 159L242 158ZM123 156L120 155L121 158ZM152 156H154V157H152ZM133 157H135L136 159H134ZM123 159H124V157H123ZM244 159H245V161H244ZM239 160H240V162H239ZM241 161L244 162L243 166H242V162ZM240 163H241L242 167L239 165ZM152 164H153V166H152ZM237 164H238V168L239 167L241 168V171H239L240 168L239 169L237 168ZM231 165H233L232 168H231ZM260 165H262V164H259V166H257V170H256V171H258L257 175H260L259 171L262 168V166H260ZM148 166L150 168L147 169ZM234 166L236 167V169H235ZM127 167H129V168H127ZM130 167H132V168H130ZM233 167H234V169H233ZM247 167L248 168L251 167L253 170H251V168L247 169ZM126 168L129 169L128 173H126V171H127ZM133 168H134V171H132ZM143 168H144V170H143ZM245 168L247 169V173L246 174H244V172L246 170ZM124 169H125V171H124ZM137 170H139V171H137ZM231 170H235L237 172V174H236L235 171H231ZM250 170H251V172H250ZM262 171L264 172V170L261 169L260 173ZM140 172H141V175H139ZM104 173H105V175H104ZM110 173H112V174H110ZM142 173H144V174H142ZM148 173H149V175L152 173L151 174L152 177L150 178L151 179L150 182L148 181L149 180ZM225 173H227L226 176H224ZM242 173H243V175H242ZM136 174L138 176H136ZM153 174H154V176H153ZM254 174H253V176H255ZM261 174L263 175V173H261ZM80 175H81V177H80ZM125 175H127V176H125ZM250 175H252V174H250ZM10 176H12L13 179L17 178V179L14 180L15 183H14V181H12L13 179H11L12 177H10ZM108 176L111 177V178L112 177H114V178L117 177L119 179V180L116 181V179H117L116 178L114 180V183L111 181V183L115 184V187H114L113 184L110 183L109 179H111V178H109ZM147 176H148V179H147ZM219 176H221V177H219ZM233 176L234 177L236 176L234 178L235 180L239 179V180H236V182H241V183L240 184L236 183L235 180L232 178ZM7 177L10 178V179H7ZM124 177L126 178V180H125L126 184H125V181H124V179H125ZM129 177H130V179H128ZM228 177H229V179H228ZM114 178H112V180ZM131 178H133V179L131 180ZM134 178H136L135 182H134V180H135ZM197 178L199 179V182L197 184H200V187L196 186L195 184L194 185L196 187H198V188H196L193 185V183H190V182L196 181ZM211 178H213V179H211ZM141 179L143 181H141ZM224 179L226 180V182H225ZM230 179H232V180H230ZM203 180H204V182H203ZM223 180H224V182H222ZM233 180H234V182H233ZM11 181L13 182V184L11 183ZM107 181H109V183H105ZM142 182L146 183V184L144 185ZM220 182H222L223 186H222V184ZM231 182H233V183H231ZM255 182H258V181H255ZM261 182H259L260 184L258 185V187L261 185L260 187H261V191H262L261 193H259V195L262 194V193L264 194V190H263L264 186H263V184ZM17 183H19V184H17ZM224 183H225V185H224ZM106 184H108L109 187L105 186ZM110 184H111V186H110ZM133 184H135V185H133ZM154 184L156 185L155 187H154ZM191 184L194 187L191 186ZM212 184L213 185L215 184V187ZM216 184H218V185L216 186ZM245 184H246V182H244L243 187L245 186ZM131 185L135 186V187H133V190H131V187H129ZM146 185H147V187H146ZM209 185H210V187H209ZM190 186L193 187V189L190 188ZM101 187H103V188H101ZM105 187H107V188L105 189ZM112 187H114V188H112ZM152 187L156 188V192H154L155 189H151ZM202 187L203 188H207V192L204 191V189ZM217 187H219V189ZM224 187L227 188V189H225ZM254 187H255V185H254ZM90 188H91L92 192L90 191ZM195 188H196V190H195ZM213 188H215V189L217 188L216 192L214 191L215 189H213ZM252 188H253V186H252ZM259 188H257V184H256V187L254 188L253 191L255 192L256 191L255 189H259ZM11 189L12 190L14 189L13 191H15L13 194H12L13 191L11 192ZM64 189H63L62 192H64ZM111 189H113V190H111ZM197 189L198 190L200 189V192ZM209 189H210V192H208ZM105 190L108 193H106ZM128 190L129 191L131 190V192H132V193H130L131 195L129 194ZM219 190H220L221 193L223 191H225V192H223V194L225 196H222V194L219 192ZM259 190L256 191V194H258V192H260ZM213 191L216 194L213 195V193H212ZM228 191H229V193H228ZM232 191L233 190H231V192ZM127 192H128V195H127ZM152 192H154V194L156 196H154V194L152 195ZM204 192H206L207 194L204 193ZM217 192H218V194L220 193L219 196H218ZM198 193H200L202 196L199 194V196L197 197ZM106 194H107V196H106ZM228 194L232 198H230ZM115 196H116V198H115ZM200 196L202 197V200H204V202H202V200L199 199ZM211 196L212 197L213 196L214 197L218 196L219 197L218 199H220L223 203H225V201H226L227 202L226 204H229L230 203L229 201H231L232 204H229V205L225 204L226 206H228L227 209H226L225 208L226 206L222 205L223 204L222 202L219 203L220 200H217V197H215L216 198L215 199V198H212ZM221 196L223 198L225 197L227 200L225 198L223 199ZM183 197L185 198V200H183L184 199ZM193 197L194 198L197 197L196 201H194L195 199ZM227 197H229V198H227ZM153 198L155 199L154 202H153ZM186 198H187V200H186ZM204 198L205 199H209V201L214 199V201L207 202ZM192 199H194V200H192ZM228 199H229V201H228ZM197 200L200 202L201 205L199 204V202ZM216 200L218 201V204H217ZM191 201H194L193 202L194 204L191 203ZM203 203H205V204H203ZM209 203H210V206L212 205V207L214 209L211 208V207L208 208ZM187 204L188 205L190 204L189 206L192 207V208H190ZM213 204L219 205L218 206L219 208L214 205L216 207L215 208L213 206ZM220 204L222 206H220ZM124 205H125V207H124ZM137 205H138V207H137ZM193 205H196V206H193ZM198 205H200L202 207L206 205V208L203 207V209L200 211V209L202 207L200 208ZM230 206H231V208H233L231 212L228 211ZM120 208L122 210H120ZM141 208H143L144 210L141 209ZM207 208L209 210H207ZM222 208H223V210H222ZM130 209H131V211H129V213H128L127 210H130ZM150 209H151V211H150ZM204 209H206V210H204ZM218 209H220L223 212H220V210L218 211ZM142 210H143V212H142ZM214 210H216V211H214ZM229 210H231V209H229ZM185 211H186V214L184 213ZM19 213H20V215L22 217L19 215ZM125 213H126V215H125ZM136 213H138V214H136ZM182 213H183V216H182ZM197 213H199L200 215L197 214ZM208 213L211 216L208 217ZM214 213H216V215H214ZM236 213H237V216H236ZM62 214H61V216H62ZM155 214H156V216L154 217ZM144 215H145L146 218L144 217ZM175 215H176V217H175ZM177 215H179L180 217L179 216L177 217ZM187 215L191 216V217L188 218ZM197 215H199V218L197 217ZM218 215H219V217H218ZM256 215L258 217H260L259 214H256ZM256 215L255 216L253 215V216L256 218L257 217ZM216 216H217V218H220V219L215 218ZM226 216H227V218H225ZM262 216H264V215H261V220L263 218ZM127 217H128V220H127ZM185 217H187V218H185ZM200 217H201V219H200ZM206 217H208L210 219H214L215 218V220L217 219L218 225H216L217 223H215L214 220H213V223H212L211 222L212 220H210V219L208 220V219H206ZM192 218H194L193 219V225L194 226L189 224L191 221L186 220V219L192 220ZM249 218H251V217L249 216ZM196 219H198V220H196ZM203 219L204 220L206 219V220L204 221ZM221 219H222L223 223H226V227H228V228H226L225 224H222V226L224 227L222 229L227 231V232L223 231L224 232L223 233L221 230L220 231L218 230L219 228H217V226L221 227V225H220V223H222ZM248 219H247V221H248ZM59 220L60 219L56 220V221H58L57 224H61V222ZM143 220L145 221V223H144ZM194 220H196V222ZM200 220L203 221V222H201ZM252 220H254V219H252ZM124 221H125V223H124ZM155 221L159 225L155 224L156 223ZM208 221H210V225H208ZM218 221H220V223ZM200 222L202 224L204 222H205V224L206 223L207 224L206 225L205 224L201 225ZM228 223H229V225H227ZM247 223L248 222H246V224ZM250 223L252 224V221ZM250 223H249V225L247 224L248 225L247 228L250 227V225H251ZM256 223H257L256 221H253V224H255V226L257 225ZM261 223L263 224L264 222L261 221L259 224H261ZM188 224L191 227H188V228L185 227V225L187 226ZM197 224L198 225L200 224L202 227H200V225L198 227ZM212 224L215 225V226H213ZM204 225H205V227H204ZM206 226H208L209 228H211L213 226L212 229L215 230L214 231L215 233L214 232L212 233V231ZM251 226H252L251 228L254 229L253 225H251ZM155 227H157L158 229L160 228V231H158L157 228L154 229ZM257 227H258V225H257ZM183 228L184 229L187 228V229L183 230ZM196 228L199 231L200 230H202V231L201 232L198 231L199 233L196 232L197 233L196 234L194 232V230ZM205 228H207V229H205ZM7 229H5V230H7ZM228 229L230 230V232H228L229 231ZM238 229L239 230L241 229V231H239ZM190 230H192L194 232L193 233L194 235L190 234V235H192L194 237L191 236L190 238H187V237H189V233H187V232H189ZM205 231H207V232L204 235ZM210 231H211V234H210ZM218 231L220 232V234H219ZM233 231H235V232H233ZM175 232H177V233L175 234ZM208 232H209L210 235L208 234ZM154 233H155V235H154ZM232 233H237L236 234V238H234L235 234H233L234 237H232ZM242 233H243V235H242L243 239H242V237H240ZM251 233H253V232L251 231ZM206 234L209 235V241H206L207 238H208V235H206ZM221 234H224V236L221 235ZM110 235H111V238H110ZM225 236H226V240H224ZM228 236H230V237H228ZM244 236L246 238H244ZM48 237H50V238H48ZM64 237H67V239L64 240L65 239ZM174 237H175V239L172 240ZM227 237L229 239H227ZM133 238H134V240H131ZM230 238H231V241H230ZM222 240L225 241V242L223 243ZM1 241L2 240L0 239V242ZM13 241L14 240H11L12 243H13ZM169 241H171L172 244ZM216 241H219L220 243L221 242L222 243L221 244L217 243V244H219V246H218L216 244ZM99 242L101 243V245L99 244ZM105 242H106V244H105ZM134 243L136 245V248L133 247ZM108 244H109V246H108ZM200 244H202V245H200ZM255 244H257V246ZM262 244H264V242ZM0 245H1V243H0ZM9 245H11V246H9ZM9 245H5L4 244L2 246V249L0 247V260H8V261H10L13 264H46L44 262H41L40 260L37 261L34 258L33 253L26 248L25 243H24V245L22 247L20 245H19V247H18V245H17V247H14V246H16L14 243L13 244H9ZM12 245H13V247H12ZM104 245L106 247H104ZM188 245L190 247H188ZM203 245L205 246L204 248H202L203 250L198 248V247L201 248V246H203ZM215 245H217L218 247L216 246V248L213 249V247ZM168 246L170 248H168ZM175 246H177V247H175ZM193 247H194V250L192 249ZM83 248H86V249H84L85 251L83 250ZM193 251H195L194 252L195 254L192 253ZM197 251H199V252H197ZM251 251H253V252L250 254ZM254 251H255V253H254ZM84 252L86 253V255H85ZM115 252H116V254H115ZM246 252H247V254H246ZM244 254H245V256H243ZM256 254L258 256H256ZM249 255H252V256H249ZM261 258H262V261L261 260H259V261H261L262 264H264V256H262ZM104 259H106V260H104ZM237 260H238V262H236ZM239 260H240V262H239ZM252 260H253L254 263L252 262ZM204 261H205V263H204ZM250 262H252V263H250ZM261 262L257 261L256 264H258V263L261 264ZM190 263H192V262H190Z\"/></svg>",
  "mask_w": 264,
  "mask_h": 264
},
{
  "label": "crops",
  "instance_id": "0c3cea01",
  "mask_svg": "<svg viewBox=\"0 0 264 264\" xmlns=\"http://www.w3.org/2000/svg\"><path fill=\"white\" fill-rule=\"evenodd\" d=\"M234 94V81L222 67L206 64L191 70L182 89L190 114L180 133L185 150L199 158L219 149L224 137L219 116ZM65 182V174L57 164L39 160L22 172L20 189L31 202L47 204L60 196Z\"/></svg>",
  "mask_w": 264,
  "mask_h": 264
},
{
  "label": "built area",
  "instance_id": "2783aa9c",
  "mask_svg": "<svg viewBox=\"0 0 264 264\" xmlns=\"http://www.w3.org/2000/svg\"><path fill=\"white\" fill-rule=\"evenodd\" d=\"M70 248H71L72 251L76 252V248H75V246H74V243L71 244ZM75 258H77V259H76L77 261L81 260V259H78L77 254H75Z\"/></svg>",
  "mask_w": 264,
  "mask_h": 264
}]
</instances>
